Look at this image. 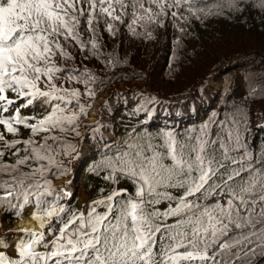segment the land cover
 I'll return each instance as SVG.
<instances>
[{"label":"snow or ice","instance_id":"obj_1","mask_svg":"<svg viewBox=\"0 0 264 264\" xmlns=\"http://www.w3.org/2000/svg\"><path fill=\"white\" fill-rule=\"evenodd\" d=\"M190 2L0 0V215L22 218L31 206L46 230L6 228L0 264H264V150L242 140L235 111L183 136L123 141L104 179L124 177L132 193L113 187L86 210L47 199L57 191L49 174L77 151L80 118L103 83L84 63L99 53L97 28L165 27ZM70 133L76 143L61 138Z\"/></svg>","mask_w":264,"mask_h":264},{"label":"trees","instance_id":"obj_2","mask_svg":"<svg viewBox=\"0 0 264 264\" xmlns=\"http://www.w3.org/2000/svg\"><path fill=\"white\" fill-rule=\"evenodd\" d=\"M181 12L180 19L165 21V27H157L156 24L148 25L147 28L139 27L136 29L138 34H133L123 25L118 26L119 30L115 35L107 32L104 27L97 28L99 53L89 54L91 58L84 63L95 74L97 81L103 83L95 86V98L88 101V115L81 116L78 126L81 133L78 139L85 136V140L91 141L95 148V154L87 159V174L83 181L87 188L95 191V198L106 196L112 186L127 187L129 193L133 192L126 178L118 175L120 182L114 185L104 177L111 172L106 166L108 161L119 156L118 150L121 149L122 142L137 132L141 136L151 134L152 137L162 138L166 132L171 131L183 136L208 123L213 113H219L223 119L224 115H231L235 111L242 140L254 145L257 153L264 150V43L260 46L261 51H236L233 48L222 55L220 63L221 59L218 63L211 59H205L198 65L194 63L196 57L198 61L201 57L199 54L209 48L214 47L210 50L213 57L219 53L215 46L226 44L223 39L226 36L220 30L223 27V33L233 31L235 26L241 27L237 25L242 24H247L252 31H264L262 0H191L190 5ZM227 25H230L229 28ZM84 35L87 38L89 34ZM161 37L168 39L169 43L160 41ZM189 40L199 43L196 51L186 44ZM182 51H186L184 61L181 58ZM79 55L84 57V53ZM225 63H229L228 66ZM183 64L185 68L196 66V69L190 68L195 75L214 69L212 75L205 77V81L200 85L196 84L195 88H191L193 82H188L191 75L189 72L182 77L178 87L174 83L166 87L160 85L151 72L156 73L163 65L161 72L170 80L181 72ZM223 68H226V75L222 92L213 96L214 103H211L210 93L204 85L208 84L210 78H218L213 72ZM108 76L109 80H105ZM240 88L243 89L239 90ZM104 94L110 95L111 99L100 104L101 117L96 125H92L95 122L89 121L91 111L98 98ZM111 114L114 116L108 119ZM108 120L113 122L110 133L112 139L101 136L104 132L101 127ZM133 126L136 132L132 131ZM212 128L213 131L216 130L215 125ZM61 138L72 143L77 140L74 133ZM154 142L160 143L162 140ZM78 147L79 143L77 151L70 158H61L60 167L53 169L56 175L50 173L49 177H55L56 180L66 177V173L61 172L60 168H67L69 161L78 153ZM123 147L127 150L126 145ZM52 185L57 191L47 199L52 201L53 197L58 196L59 203L66 209L69 208L67 205L71 201V193L64 186ZM70 209L75 210L73 207ZM98 211L104 209L100 208ZM17 219L9 216L8 221Z\"/></svg>","mask_w":264,"mask_h":264},{"label":"rangeland","instance_id":"obj_3","mask_svg":"<svg viewBox=\"0 0 264 264\" xmlns=\"http://www.w3.org/2000/svg\"><path fill=\"white\" fill-rule=\"evenodd\" d=\"M229 26L230 25H227V28H229ZM237 26H241V27L235 26V30L233 29V31H228V32L226 31L225 33H223L225 28L224 27L221 28L220 29L221 34H223L227 37V38L223 37V39H225L226 44H224L223 46H221V45L215 46L218 48L219 53L214 57L210 53V50H212L214 47L205 50L204 53L203 52L200 53L199 55H201V57H199L198 61H197V57H196V60L194 61L195 65L200 64L205 59H211V60L217 61V63L221 59L219 61V63H220V62H222V55H224L225 53H227L229 51H232L233 48L236 51H242V50H249V51L259 50V51H261L262 47H260V46L264 43L263 42L264 41L263 29L258 30L256 32V31H252L247 26V24H245V25L242 24V25H237ZM172 38L174 39V37H172ZM159 40L162 41L163 43H169L168 39H166V38L161 37ZM186 44L188 45V47H192L193 50H195V51L197 50L196 48H199L198 42L193 43L192 41L189 40L186 42ZM182 52L183 53L181 55V58L184 61L186 51H182ZM228 64L229 63H225L226 66H228ZM162 67H163V65L159 69H157L156 73L154 71H151V72L155 75V80L158 81L160 85H163L165 87L168 86L169 84L172 85L173 83H174V86L178 87L182 81V77L185 75V73L189 72V73H191V75H189L190 79H188V82L189 81H191L190 83L193 82V84H191V88H195L197 85H200L205 81V77H207L208 75L211 76L212 70L214 69L213 68V69H210L209 71H205V72L203 71V72H200V73L195 75V73L191 69H196V66H192V67H190L191 68L190 69L188 67L185 68L184 64H183V66L181 68L182 70L180 69L181 72H179V74L176 76V78H172L169 80L165 77V74H162V72H161ZM176 69H178V68H176ZM225 71H226V68L214 71L213 73H215L218 76V78L212 77L209 79L208 84L204 85L205 87H207V89H208L207 91L210 93V102L211 103H214L213 102V96H215L219 92H222L223 85H224V83H223L224 82V75H226ZM105 80H109V76L106 77ZM134 85H136V84H134ZM241 89H243V88H240L239 90H241ZM240 93H242V91H240ZM108 99H111V96L105 95V94L98 98L96 105L92 109L91 116L89 118V121L91 123L95 122L92 125H96V121H98L99 117H101L100 109H99L100 104L106 102ZM124 100L126 101L125 98L123 99V101ZM116 108L119 109V106H117ZM113 116H114V114H111L108 119H112ZM112 125H113L112 120H108L107 124L101 127L102 130L104 131V132H102L101 136H105L107 138L112 139V136L110 135ZM85 139H86L85 136H82L79 139L78 153L75 155V157L73 159H71L69 161V165L66 168V170H68V171L65 172L66 177H64L60 180H56L55 177H49L52 180V183L54 185L61 186L62 188L64 186L67 189V191L69 193H71V197H70V195L67 193V191L65 192L69 195V199H71V201H69V203H68L69 205H67V206L69 208L73 207V208H75V210H86L94 200L98 199V198H95V195H94L95 191L91 188H87L86 185L83 184L84 177L87 174L86 173L87 159L95 154V148L93 146V143L91 141H88ZM113 187H115V186H112L111 189ZM119 187H116V188H119ZM30 208H32V207H28L27 212H30V210H29ZM0 218H1V216H0ZM8 218H9V216L3 215V217L0 220V222L4 223V227H0V236L2 238H8L9 237V233L5 231L6 228H11L14 233H20L21 232V230H19L15 227V223L17 220L16 221H8ZM41 231H46V230L41 229L39 227V232H41ZM22 238L26 239V237H24L22 234L19 236H12L11 238L8 239V243L10 245H12L13 240L15 243L16 241H18ZM14 243H13V245H14ZM8 253L11 254V251Z\"/></svg>","mask_w":264,"mask_h":264},{"label":"bare ground","instance_id":"obj_4","mask_svg":"<svg viewBox=\"0 0 264 264\" xmlns=\"http://www.w3.org/2000/svg\"><path fill=\"white\" fill-rule=\"evenodd\" d=\"M198 95H199V93H198ZM29 210H30V212L33 211L32 208H30ZM15 227L17 229H19V230L26 229V230H29V231L34 230L36 232H39V225H38L37 221H35L34 219L31 218V215L30 214H23V217L22 218H19L16 221ZM13 243H14V240H13Z\"/></svg>","mask_w":264,"mask_h":264},{"label":"clouds","instance_id":"obj_5","mask_svg":"<svg viewBox=\"0 0 264 264\" xmlns=\"http://www.w3.org/2000/svg\"><path fill=\"white\" fill-rule=\"evenodd\" d=\"M2 217H3V215H1V218H2ZM1 218H0V220H1ZM18 219H19V218H18ZM18 219H17V220H18ZM13 221H16V220H13ZM0 238H2V237L0 236ZM8 252H9V251H8Z\"/></svg>","mask_w":264,"mask_h":264}]
</instances>
